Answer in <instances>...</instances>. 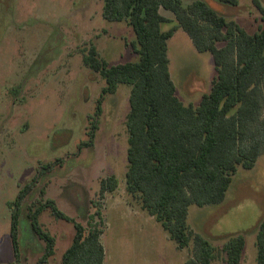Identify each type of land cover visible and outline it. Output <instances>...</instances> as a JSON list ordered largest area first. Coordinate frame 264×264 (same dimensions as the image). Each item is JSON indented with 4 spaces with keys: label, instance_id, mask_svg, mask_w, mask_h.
Returning a JSON list of instances; mask_svg holds the SVG:
<instances>
[{
    "label": "rangeland",
    "instance_id": "1",
    "mask_svg": "<svg viewBox=\"0 0 264 264\" xmlns=\"http://www.w3.org/2000/svg\"><path fill=\"white\" fill-rule=\"evenodd\" d=\"M205 1L251 34L263 24L252 0H239L236 6ZM103 6L104 0H0V264H39L44 242L26 216V207L35 198L54 200L60 210L85 225L94 211L92 201H98L106 220L101 237L104 264H186L193 248V242L179 247L125 189L129 85L119 84L116 93L105 95L94 145L78 152V144L88 138L89 115L106 83L84 63V53L95 46L110 64L139 60L127 44L136 39L133 28L124 20H106ZM172 24L163 23L162 28ZM168 56L178 96L185 104L198 105L216 76L212 53L198 51L180 29L169 40ZM57 158L64 163L45 173L25 199L19 226L22 256L17 262L8 202L43 164ZM110 175L117 177L118 187L100 196L101 180ZM262 219L264 154L253 168H239L222 203L191 204L188 214L191 228L217 246L243 233L241 264H257L255 229ZM40 222L56 238L55 254L44 264H62L74 225L49 209L42 212ZM211 264H226L224 255Z\"/></svg>",
    "mask_w": 264,
    "mask_h": 264
},
{
    "label": "trees",
    "instance_id": "2",
    "mask_svg": "<svg viewBox=\"0 0 264 264\" xmlns=\"http://www.w3.org/2000/svg\"><path fill=\"white\" fill-rule=\"evenodd\" d=\"M219 1L239 4V0ZM252 1L263 21L253 34L205 0L188 4L183 0H104L102 15L106 20H124L133 28L136 39L127 44L139 60L110 64L95 46L83 56L84 63L106 83L89 115L88 138L78 144V152L94 145L105 95L116 93L119 84L129 85L125 189L179 247L194 243L186 264H211L223 255L226 264H241L246 246L243 233L229 236L222 246L215 245L191 228L188 214L191 204L222 203L239 168H253L264 154V4ZM166 22L173 24L164 30ZM178 29L188 34L198 51H210L214 57L216 76L198 105L180 99L171 75L169 40ZM64 161L57 158L43 164L20 188L16 199L8 202L17 262L22 256L19 226L25 199L45 173ZM117 187L115 175L103 178L100 196ZM40 194L45 195V190ZM92 205L94 211L89 212L86 225L68 216L50 198H35L27 205L31 228L44 242L39 264L56 251L55 236L40 222L46 209L75 227L62 264H104L101 237L106 220L101 204L92 201ZM255 230L257 264H264V219Z\"/></svg>",
    "mask_w": 264,
    "mask_h": 264
},
{
    "label": "crops",
    "instance_id": "3",
    "mask_svg": "<svg viewBox=\"0 0 264 264\" xmlns=\"http://www.w3.org/2000/svg\"><path fill=\"white\" fill-rule=\"evenodd\" d=\"M179 30H180V29H178V30L176 31V33H177ZM176 33L174 34V36L176 35ZM174 36H173V37H174ZM173 37H172V38H173ZM170 39H171V38H170Z\"/></svg>",
    "mask_w": 264,
    "mask_h": 264
},
{
    "label": "flooded vegetation",
    "instance_id": "4",
    "mask_svg": "<svg viewBox=\"0 0 264 264\" xmlns=\"http://www.w3.org/2000/svg\"><path fill=\"white\" fill-rule=\"evenodd\" d=\"M22 255V254H21Z\"/></svg>",
    "mask_w": 264,
    "mask_h": 264
}]
</instances>
